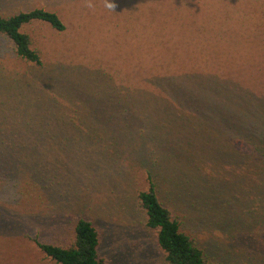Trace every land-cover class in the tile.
<instances>
[{
    "label": "rangeland",
    "instance_id": "rangeland-1",
    "mask_svg": "<svg viewBox=\"0 0 264 264\" xmlns=\"http://www.w3.org/2000/svg\"><path fill=\"white\" fill-rule=\"evenodd\" d=\"M112 3L0 0L65 24L23 26L42 64L0 34V264H57L34 239L69 245L80 217L110 264H167L149 172L207 258L264 264V0Z\"/></svg>",
    "mask_w": 264,
    "mask_h": 264
},
{
    "label": "trees",
    "instance_id": "trees-1",
    "mask_svg": "<svg viewBox=\"0 0 264 264\" xmlns=\"http://www.w3.org/2000/svg\"><path fill=\"white\" fill-rule=\"evenodd\" d=\"M36 20L47 22L60 31L65 29V24L58 13L44 8H34L10 16L0 15V34L6 35L14 43L20 57L42 64L39 52L32 47L30 35L22 31L24 25ZM174 76L176 74L170 77ZM161 91L164 94L166 92L163 89ZM166 96L169 98L168 93ZM184 97L187 100L192 98L189 95ZM171 98L175 101L178 96ZM58 122L55 123V130H63V124ZM55 140L59 145L62 144L63 138L57 135ZM148 178L149 187L139 193L140 205L146 215V226L156 230L158 246L164 252L167 264H222L207 258L205 250L199 246L195 238L182 229V222L159 198L157 184L151 172ZM34 241L45 256L57 264H110L99 253L101 245L99 230L92 221L84 217H80L76 222L74 241L69 245L48 243L39 239Z\"/></svg>",
    "mask_w": 264,
    "mask_h": 264
},
{
    "label": "clouds",
    "instance_id": "clouds-1",
    "mask_svg": "<svg viewBox=\"0 0 264 264\" xmlns=\"http://www.w3.org/2000/svg\"><path fill=\"white\" fill-rule=\"evenodd\" d=\"M105 7L109 10H113L114 4L112 3V0H105Z\"/></svg>",
    "mask_w": 264,
    "mask_h": 264
}]
</instances>
